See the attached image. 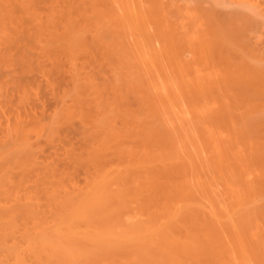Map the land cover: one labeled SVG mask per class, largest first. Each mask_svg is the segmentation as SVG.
Instances as JSON below:
<instances>
[{
  "label": "bare ground",
  "instance_id": "obj_1",
  "mask_svg": "<svg viewBox=\"0 0 264 264\" xmlns=\"http://www.w3.org/2000/svg\"><path fill=\"white\" fill-rule=\"evenodd\" d=\"M53 2L44 16L33 8L30 11L38 25L32 40L43 54H26L21 70L36 81L28 80L31 82L15 91L0 83V264H264L262 227L258 237L249 222L234 218L237 214L232 207L244 191L239 194L237 184L232 186L238 196L228 187V195H224L233 199V206L226 202L225 207L221 190H217L222 181L204 174L205 149L218 153L222 142L218 148L212 147L209 137L206 148L203 144V127L213 119L209 121L211 117L205 115L209 110L201 105L202 93H206L202 68L199 70L196 60L187 64L182 57L185 48L200 61L204 55L224 52L228 65L226 61L221 64L227 65L228 73L223 69L225 79L219 75L222 65L217 59L220 73L216 74L225 80L226 88L255 86L264 70L254 67L245 73L248 68L245 71L244 67L242 73L230 63L233 58L237 61L236 30L210 19L215 23L211 32H202L207 27L198 28L192 22L202 33L189 25L193 32L179 39L184 29L178 34L175 26L179 24L174 26L171 15L168 18L171 11L165 5L169 7V3L163 1L164 5L161 0ZM24 8L31 10L26 4ZM43 17L46 23L41 31ZM41 32L46 41L43 45ZM92 48L110 63L111 75L115 70L111 77L93 76ZM214 55L210 56L213 60ZM63 58L67 69L61 64ZM80 58L88 63H79ZM123 62L134 63L144 76L129 78L121 72ZM119 78L129 91L138 94L137 109L129 104ZM212 84L210 90L215 88ZM213 104L218 112L220 108ZM253 113L241 122L233 118L239 122L235 121L236 126L233 119L231 123L234 129L241 126L243 139L234 132L236 141L241 138L246 142L236 146L249 151L248 156L243 155L239 148L240 155L253 159L264 171V113L257 108ZM207 130L214 134L213 129ZM221 136L211 141L216 144L229 137ZM79 141L81 145L75 147ZM66 144L72 146L67 150ZM62 149L63 154L59 152ZM222 158L220 171L232 161L225 163ZM227 176H222L224 181Z\"/></svg>",
  "mask_w": 264,
  "mask_h": 264
},
{
  "label": "rangeland",
  "instance_id": "obj_2",
  "mask_svg": "<svg viewBox=\"0 0 264 264\" xmlns=\"http://www.w3.org/2000/svg\"><path fill=\"white\" fill-rule=\"evenodd\" d=\"M53 1H56V0H27V1L26 0H0V83H7L8 87L10 89H13V91H15L14 89H18L19 86H22L23 84H28V82L36 81L34 78L28 77V75H30L29 73L25 74V71L21 70L22 66L24 64V62H23L24 56L26 54H28L27 56H31L33 54L37 55V53L40 55V52H41V55L43 54L42 53L43 50L40 51L39 48H37V46H36L37 43L34 40H32L33 37L38 34V29H36V28H38V25L35 24L36 21L34 19H32V17H34V16L32 14H30V11H33V9H34V11H36L37 13H41V16H44L45 14H47V12H48V10L50 8V5L52 6L53 4L56 3V2H53ZM161 1L162 2L165 1V4L169 3V4H167L169 7L172 6V8H169L163 2L165 7L167 8L166 10L170 9V11H171L170 14L168 13V15H169L168 18L171 15L170 21H171V19L173 20L172 22L174 23L173 24L174 26L177 25L175 23L179 24V25L175 26V27H177L176 31L178 32L180 30V34L184 31V33L179 36V39H183L185 36L187 37V35L189 36V34H191L193 31H197L198 33H200L201 30L204 27H207V30L204 28L202 30V32L203 31L204 32H209V31L211 32V28H212L211 25H212V23L214 21L216 23V25L219 24L221 27L229 28V29L232 28V29L236 30V35L239 38V41L235 44V50H234L235 54H234V56H236L237 61L233 58V54H232V57H230V60H231V58H233L234 60L232 59L231 62L230 61L229 62L232 63L234 67L236 66L235 69L240 67L239 69H237V71L241 70V72L244 73L247 70V68H248L247 72H245V73H248L249 71L250 72L253 71L252 69L254 67H256L258 70H264V0H188V1L187 0H161ZM27 2L29 4H27ZM59 3H62V2H59ZM24 4H26L27 9L28 8H30V9L33 8V9L26 11L25 8H24ZM180 4H182V5H180ZM187 6H189L188 7L189 10L187 9ZM170 11H167V12H170ZM195 11L197 13H195ZM194 14H196V15L200 14L201 16L200 15L196 16ZM204 14H205V16H203ZM207 14H208V17H207ZM187 15H188V17H187ZM191 16H193V17H191ZM200 17H202V18H200ZM188 19H189V21H188ZM199 19L201 21H204L206 19V21L211 22V24L206 23V21H204L202 23ZM210 19H212V20L214 19V20L212 21ZM42 20L44 21V17L41 19V21ZM192 22L193 23L196 22L195 25H197L198 28L200 27L202 29H198V28H196V26H193ZM45 23H46L45 21L43 23L41 22V31H43L42 30L43 29V25L42 24L45 25ZM199 23H202L205 26H203L201 24L203 26L202 27L201 25H199ZM215 23H213V24L215 25ZM180 24L181 25L183 24L185 26L183 27ZM189 25L190 26L192 25L191 28H194L193 31H192V29L190 28ZM178 27H180V29H178ZM186 28H187V30H186ZM189 28H190V30H189ZM178 34H179V32H178ZM44 38H45V35L41 32V43H42L41 45L46 43ZM184 39H186V38H184ZM30 45H34V47H31ZM30 48H32V50ZM41 49H42V46H41ZM92 49H93V55H94V59H95L94 62H93V66H94V68H93V76L94 77H103V78L111 77L114 74L115 70H114L113 74L111 75V71H113V69L112 70L109 69L108 65L110 63L106 62V60H104L102 58L101 54L97 50H95L94 48H92ZM31 52H33V53H31ZM190 52L191 51L189 49H186V48H185V50L183 49L182 57H184L183 59H187L189 61L188 62L187 60H185V62L187 61L186 62L187 64H191V63L195 64L193 62V60L194 61L196 60L195 62L197 63L196 65H198L199 70L202 68L200 70V77H201L202 82H203V87L206 89V91H205V89H203L204 90L203 92H206V93H202V95L203 94H205V95L202 96L201 105H202V108L205 109V111L206 110L207 111L208 110L211 111V112H209V111L205 112V115H207L206 116L207 118H208V116H209V118L211 117L209 119V121L211 119H213L214 122H215V125L218 126V128H217L215 125H213V123H214L213 120H211V122L207 121L208 123H206V120H208L207 118H206L205 121L203 120V125L206 123V124L211 125L210 127H212V128L208 127L209 125L208 126L205 125L203 127L204 128V130H203V133H204L203 134V138H204L203 139L204 140L203 144H204V146L206 144V146H205V148H206L207 147V141L209 140V137L211 138V140H213L212 137H215L217 139V138H220L219 136H221V134L223 135V136H221V138L225 136V139H226V137L228 135L229 136L228 139H230V143L227 142L228 139H226V140H224V138L218 139L216 144L213 141L210 140V145L212 147H213V145H215V147L218 148V146H216V145H218L219 142H222L223 146H222L221 143L219 144L220 148L222 147V151H219V149H220L219 148L218 149L219 152L215 153L216 155L213 154V151H211L212 149L210 151H208V149L207 150L205 149V155H204V157H205L204 160L205 161L204 162H206V163H204V164H206V165L204 166V174L207 176V178L211 177V180H213V178L215 177L216 179L214 178L213 181H217V182L222 181V182H219V187L222 188V189H220V188L218 189L217 188V190L218 191H220V190L222 191L223 190L222 191L223 193L221 191H220V193L224 197V198L222 197L224 199V206L226 205L225 204L226 202H227V206H229V204L232 205V203H233V201H232L233 199H227L226 198V196L228 195V194L226 195V193H228V187H231L233 189L232 191H235V188L238 186L236 188V190L239 189L238 190L239 194H240V192L244 191L243 194L242 193L240 194L241 198L239 197L240 199L243 200V203H242V200L239 201L240 199H237V202H235L234 206L232 205L233 206L232 208H235V210H234L235 213L234 214H237V215H235L236 217L234 216V218H235V220H239L240 219V220L249 222V225L248 224L247 225L250 226V229L252 230L253 233L254 232H255V234H257V232L261 233L262 230L264 231V227H263V225H264V214H263V212H264L263 211L264 210V189L262 188L264 186V181H263L264 174H262V173H264V171L262 169H260L254 163L253 159H251V158L249 159V157L248 158L246 157V155L247 156L249 155V151L245 150L246 142L244 140H241V138L243 139L241 133H239L240 132L239 130L241 129L240 128L241 126L236 127L238 129V131H237V129H234V127L236 126L235 125L236 122L237 123L241 122L244 117H246V118L251 117L252 118L253 114H255V113H253L254 108H257L259 111L264 113V75L262 76V79L260 80V82L257 85L249 86V87H247L245 89H239V88L236 89L237 87L232 86V88L234 87L232 89L233 90V92H232V90L229 88L230 86H228L226 88L225 80H223V79H225L224 75H227V73H228L227 72L228 71V67H227L228 62H227V60L224 59V57L226 56L224 52H221V51H217V53L214 52L216 54V55H214L216 57L214 59L216 62L213 60V58L210 57V56L213 57L214 53L211 54V55H208L210 57V59H207L209 57L207 55H204L202 57V61H200L199 58L197 57L198 55L195 56L192 52H191L192 54ZM183 54L186 57L183 56ZM191 55L194 58H190ZM223 55H224V57H223ZM239 55H241L242 57L241 56L239 57ZM221 56H222L223 59H221ZM205 57L208 60V62L205 59ZM196 58H198V59H196ZM211 59L213 61H211V63H209V60H211ZM217 59L220 62V66L222 65L221 63H225V61L227 62L226 63L227 65L224 64V65L221 66V70L220 71L222 72V74H219L220 76H222L223 79L221 77H219L218 74H216V73H220V72H218L219 71V69H218L219 65H216V64H219V62L217 63ZM190 60H192V62H190ZM244 61H245V63H244ZM78 62L87 64L88 60L86 58H80L78 60ZM234 62H236V63L234 64ZM238 63H240V65ZM61 64H62V66L64 68H66V69L68 68V63H67L66 59L63 58L61 60ZM134 65H135L134 63H132V65L131 64L129 65L126 62L120 63V68L122 66L121 72L122 73H126L129 78H132L133 75H134V77H143L144 75L141 74L142 72H140V70L136 68L137 66L136 65L134 66ZM207 65H208V67L210 69H208ZM213 65L216 66L217 68L214 67ZM124 66H125V68H124L125 71L123 70ZM224 66H226V67H224ZM111 67H112V65H111ZM244 67H245V71L243 72L242 68H244ZM129 68L133 69V71L131 69H129ZM203 68H204L205 71L203 70ZM217 69H218V71H217ZM223 69H225V71L227 73L223 74V72H224ZM210 70L211 71L213 70L215 72L212 71L213 74H211ZM201 71L203 72V74H202ZM135 72H136V75L134 74ZM204 72L208 73L207 76H206V74H204ZM116 74H118V73H116ZM137 75H139V76H137ZM202 75H204V76L202 77ZM208 76H210V77H208ZM212 76H214V77L217 76L219 78L215 77L216 78L215 79ZM32 79H34V80H32ZM203 79H206L208 83L206 82V80H203ZM28 80H31V81H28ZM215 80H217L218 82H216L217 83L216 85L215 84L213 85L212 83ZM98 81L102 82V79H99ZM120 82L122 83V85L119 83L120 87H122V88L125 87V89L121 88V90L122 91L125 90V92H127V94L125 92L124 93H125V96H127L126 98H127L128 102H129V104H131L132 107H135V109H137L139 107V104H140L139 103L140 99L138 98V94L136 92L132 91L131 89H130L131 91H129V88L127 87V85L123 84L124 81H122V79H120ZM209 83L212 84L213 86H215V88L212 87V89L210 90V88L208 87V86H210ZM212 90H215V92L214 91L212 92ZM209 91H210V93H209ZM212 96H214L218 102ZM137 99L139 100V102H138ZM210 100H211V102H209ZM203 101L206 104L205 103L203 104L202 103ZM213 103H215V105H217V107L220 108V109H222L224 107H226L227 109L224 108L225 110H222V111H220V109H219V111L216 112V111H214L216 107L215 108L213 107V105H214ZM136 105H138V106H136ZM204 105H205V107H204ZM207 105H209V106H207ZM221 106H223V107L221 108ZM35 110L40 111L39 108H35ZM212 110L215 113L212 112ZM219 112H220V114H218ZM202 113H203V110H202ZM210 113H212V115L213 114H218V117L216 118L215 116H217V115L212 116ZM222 114H224V117H223ZM219 115H220L221 118L219 117ZM226 115H228V116H226ZM230 116H231V118H230ZM241 116H242V118H240L241 119L240 120L239 117H241ZM214 117H215V119H214ZM223 118H225V119H223ZM233 118L238 119L239 122L236 121V120H235L236 121L235 122ZM231 119H233V122H234L235 126L232 125V123H231L232 120ZM224 121L226 122V126L229 129L232 130V133L226 131V130H228V131H230V130L226 129L227 127L224 126ZM217 122H218V124H217ZM238 125L239 124H237V126ZM206 128L207 129H213L214 131L211 130L212 131L211 133H214V134H208V133H210V131L209 130L206 131ZM220 128H221V130H219ZM215 129H217V130H215ZM220 131H222L223 133H221ZM234 132L235 133L236 132L239 133V136H241V138H239L240 140L237 139L238 141H241V142L244 141V143H245V145H244V150L245 151L244 152H246V153L242 152V150H243L242 146L243 145L241 147H237L236 146V145L239 146V143H241V142H237L236 141V135L237 134H234ZM262 133L263 134H262V137H261V142L264 143V120L262 121ZM215 134H216V136H215ZM232 135H234V136H232ZM66 138L67 137H65V139ZM211 142H213L214 144L211 143ZM225 144H227V145H225ZM230 144H232L234 146L231 147V146H229ZM66 145L67 146H65V148L67 150L72 146L70 144H66ZM80 145H81V141L75 143L74 146L78 147ZM227 148H228V150H227ZM239 148L240 149L242 148L241 151L239 150ZM233 149L235 151L234 152L235 154L232 151ZM239 151L243 155L246 154L245 158H244L243 155H240L241 153ZM59 152L63 154L64 150L63 149L59 150ZM65 153H66V150H65ZM219 153L222 154V155L219 156L220 158L218 157ZM224 153H226L227 156H229V157L225 156L226 154H224ZM211 154H212V156H211ZM232 154H233V156H232ZM237 155L243 157L244 159L243 158L241 159V157H239ZM216 156H217V158H216ZM222 156H223V158H222ZM231 156L234 157V158L232 159ZM237 157H239V158L237 159ZM221 158L223 159V161L226 159L224 161L225 163L226 162H230V160H232L231 162H233V163H231V162L230 163H226L227 168H225V166H224V168L226 170H224V168L222 167L223 169L220 171L219 166H220V164H223V163H221ZM228 158H231V159H229L227 161ZM234 159H236V160H234ZM245 159H246V161H244ZM214 160H216L217 162L219 161V162L216 163ZM235 161H237V163ZM246 162H248L247 164H249V165L245 164ZM225 163H224V165H225ZM238 163H240L241 165L239 164L240 166L237 169ZM252 163L255 164L254 165L255 167H253V165H251ZM228 164H229L230 168L228 167ZM214 165L216 167H214ZM256 166H257V168H256ZM244 167H245V169H244ZM234 168H236V169H234ZM240 169H242V170H241V172L239 174ZM258 169H259V172H258ZM234 170H237V171L235 172ZM206 172H208V173H206ZM220 172L221 173H227L228 176H227V174L226 175H224V174L222 175ZM234 172H235V174H234ZM216 174H217L218 178H217ZM219 174L222 175V176H225V177L227 176L226 180L224 181L225 178H223ZM229 174L232 175V176H235L234 178L238 181V183L235 182L236 180L235 181L232 180L233 177L230 176ZM257 174H259V175H257ZM236 175H238V177H236ZM247 176H248V179L251 178L249 180L250 182L248 181ZM229 177H232V178L228 179ZM230 180H232V181H230ZM239 180H243V181L241 182ZM226 181H227V184L231 182L230 183L231 185L230 186L227 185ZM246 181H247V183L245 184ZM253 181H255V182H253ZM248 183H249L250 187L248 186ZM262 183H263V185H262ZM235 184H237V186H235ZM238 184L239 185L242 184V185L239 186ZM257 184H259V185H257ZM223 185L224 186L226 185V187H224ZM232 186H235V188L232 187ZM241 187H242V189H241ZM224 188H226V189L224 190ZM249 189H251V190H253L255 192H253V191L250 192ZM247 192H249L250 195ZM220 193H218L219 197L221 196ZM246 193H247V195H246ZM235 194H237L239 196L237 191H235ZM242 195H243V197H242ZM234 198H236V196ZM223 199H221L222 203H223ZM240 207H242V209ZM238 214H240V216ZM242 215H244V216H242ZM255 222H258V223L255 224ZM259 223L261 225H258ZM256 225L259 226V229H256V228H258V227H256ZM261 227H262V230H261ZM258 230H261V231H258ZM263 231L259 235H261V238H263V240H264V235H263L264 232ZM259 235L257 234L258 237H259ZM262 235H263V237H262ZM255 237H256V235H255Z\"/></svg>",
  "mask_w": 264,
  "mask_h": 264
}]
</instances>
